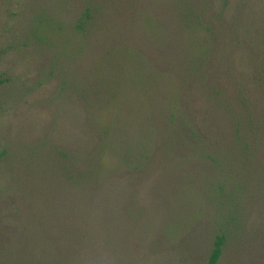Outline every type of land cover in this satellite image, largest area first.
Returning a JSON list of instances; mask_svg holds the SVG:
<instances>
[{"label": "rangeland", "instance_id": "obj_1", "mask_svg": "<svg viewBox=\"0 0 264 264\" xmlns=\"http://www.w3.org/2000/svg\"><path fill=\"white\" fill-rule=\"evenodd\" d=\"M0 153V264H264V0H0Z\"/></svg>", "mask_w": 264, "mask_h": 264}, {"label": "trees", "instance_id": "obj_2", "mask_svg": "<svg viewBox=\"0 0 264 264\" xmlns=\"http://www.w3.org/2000/svg\"><path fill=\"white\" fill-rule=\"evenodd\" d=\"M196 20H197V17H196ZM191 23H192V21L189 20V24H191ZM196 23L197 24H200L198 20L196 21ZM189 24H188V26H189ZM189 27H192V26H189ZM4 154H5V152H4ZM4 154L0 153V156H2ZM69 175H71V174H69ZM89 176H90V174L88 176L86 175L85 177L83 176V178L84 179H87ZM71 178H73V180L76 179L75 181H73L71 179L73 181V184H77L78 183V185H79L80 181H77V180H81V177L79 179L78 177H75L74 178L71 175ZM75 182H77V183H75ZM224 229H222L221 233L217 234L216 237H215V239H214L213 247H212L211 252L209 254L207 264H217L218 261H219V259H220V257H221V255H222L223 248L225 246V242H226V239H227V236H226V233L224 232Z\"/></svg>", "mask_w": 264, "mask_h": 264}]
</instances>
